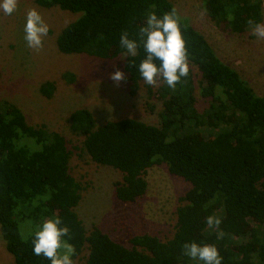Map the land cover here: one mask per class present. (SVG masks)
I'll return each mask as SVG.
<instances>
[{"label": "trees", "instance_id": "trees-1", "mask_svg": "<svg viewBox=\"0 0 264 264\" xmlns=\"http://www.w3.org/2000/svg\"><path fill=\"white\" fill-rule=\"evenodd\" d=\"M33 1L77 15L56 38L61 53L106 59L126 51L119 43L122 32L137 40V55L125 57L123 68L131 89L143 83L161 100L159 124L124 117L97 125L87 108L73 110L68 118L71 132L82 137L78 149L121 172L113 184L116 197L124 202L142 197L147 169L160 164L189 188L179 198L174 232L166 240L138 234L126 246L97 225L87 230L76 212L82 186L70 173L66 138L44 124H28L14 103L0 100V232L14 264H51L33 254V239L42 222L56 216L70 229L73 261L87 249L83 264H203L184 254L183 245L191 242L214 245L221 264H264V97L180 16L188 76L175 89L162 79L155 91L144 82L138 70L146 56L139 29L149 13L161 17L175 8L171 0ZM202 3L216 24L232 32L252 29L250 18L262 22L264 0ZM193 68L199 94L207 99L202 111L196 106ZM63 75L73 81L72 73ZM40 90L50 96L54 84L44 82ZM209 215L221 218L218 229L206 224ZM19 221L25 222L24 234Z\"/></svg>", "mask_w": 264, "mask_h": 264}, {"label": "rangeland", "instance_id": "rangeland-1", "mask_svg": "<svg viewBox=\"0 0 264 264\" xmlns=\"http://www.w3.org/2000/svg\"><path fill=\"white\" fill-rule=\"evenodd\" d=\"M171 1L178 16L188 19L205 36L218 57L233 67L255 93L264 97V39L251 35L252 29L238 33L224 24H216L207 15L202 0ZM31 8H35L49 26L39 51L29 48L24 39L26 13ZM76 17L58 7L38 6L33 0H19L17 10L11 15L0 10V100L14 103L28 124H44L66 138L71 151L69 170L82 186L76 212L87 230L97 225L113 240L126 246L131 245L128 238L138 234L166 240L174 232L175 211L189 183L170 174L165 164L153 165L145 173L148 182L145 194L132 202L121 201L113 186L115 181L121 180V172L93 162L78 149L82 146V137L69 128V115L77 108L89 109L97 125L124 117L158 125L162 109L157 94L149 95L143 83L135 90L130 88L123 68L124 58H121L125 52L102 59L84 53L64 54L58 50V34ZM261 24H264V11ZM117 69L125 76L118 85L110 77ZM66 72L73 74V81L64 77ZM193 72L196 106L202 111L207 99L199 94V76L195 68ZM47 81L54 84L50 96L40 90ZM156 87L152 86L154 91ZM24 223L19 221L23 234ZM86 254L84 248L74 264H83ZM0 264H14L1 232Z\"/></svg>", "mask_w": 264, "mask_h": 264}, {"label": "clouds", "instance_id": "clouds-1", "mask_svg": "<svg viewBox=\"0 0 264 264\" xmlns=\"http://www.w3.org/2000/svg\"><path fill=\"white\" fill-rule=\"evenodd\" d=\"M19 0H0V10L6 15L13 14L18 8ZM251 35L264 39V24L255 23L251 18ZM49 26L41 14L31 8L26 13L24 39L29 48L39 51L43 48L44 37L48 35ZM138 36L143 44L146 56L140 61L138 70L144 82L157 86L158 80L171 89L181 83V78L189 73V53L181 32L180 18L175 8L158 17L155 12L149 13L146 24L139 29ZM121 48L125 53L121 58L136 56L138 43L130 39L127 31L120 35ZM159 61V65L155 61ZM116 85L125 79L124 73L117 69L110 74ZM221 223L218 216L206 217L209 228H217ZM222 235V233H220ZM68 239H65V238ZM71 232L67 225L56 216L42 222L35 231L33 239V254L44 256L51 264H74L75 246L69 243ZM184 254L193 260L203 261V264H221V256L214 245H199L195 242L183 245Z\"/></svg>", "mask_w": 264, "mask_h": 264}]
</instances>
